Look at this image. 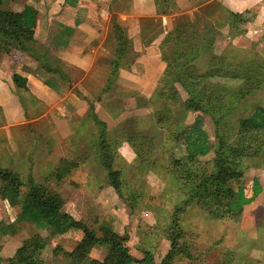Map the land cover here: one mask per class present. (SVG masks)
Instances as JSON below:
<instances>
[{
    "label": "rangeland",
    "instance_id": "374dc122",
    "mask_svg": "<svg viewBox=\"0 0 264 264\" xmlns=\"http://www.w3.org/2000/svg\"><path fill=\"white\" fill-rule=\"evenodd\" d=\"M27 1L1 0L0 8L20 9ZM33 1L39 10L38 25L42 26L43 17L45 20L47 18L44 0ZM102 1L93 0V7L89 5L85 8L81 19L94 23L91 18L97 16L100 24L110 27L114 16L119 23L126 26L127 35L132 43L133 41L138 43L140 38L142 41L154 38L163 32V29L160 30V21L156 18H142L137 15L127 17L129 2ZM103 4L108 5V11L102 10ZM211 5L203 8L192 20L189 16L180 15L175 16L172 23L175 25L181 20L188 19L197 21L193 30L200 31L206 23V18L213 12ZM219 16L223 17V13L219 12ZM68 17L70 20L73 15ZM94 24L98 26L96 22ZM230 25L229 23V37L241 32L240 27H237L239 23L236 30ZM101 29L99 28L100 31ZM112 36V34L106 36L94 56V62L86 59V65L93 63L88 74L74 64H67L65 61L63 64L58 58L59 52L54 51L48 39L45 43L43 36L35 37L37 46L39 44L49 50L48 63L52 69H57L62 74L57 72L44 75L43 71L38 73L43 74L42 80L51 79L57 86L60 97L67 93L68 104L63 102V109H56L60 105L59 102L55 105L53 103V107L45 108L40 103L41 109L37 107L38 103L27 101L25 93H21L20 100L25 119L37 120L9 128L7 130L11 134L9 139L2 138V133L0 134V147L3 144V148H0V168L18 174L23 192L28 188V180L31 177L36 183L45 184L60 193L64 200L63 210L71 215L73 220L93 229L97 235L100 236L99 226L103 223H108L114 232L127 235L126 246L135 259L142 258L144 251H150L154 259L159 261L169 247L166 233L173 207L188 199L195 183L183 170L191 169L194 173L196 167L188 163L180 166L185 163L184 161L176 165L173 161L181 159L177 158L180 157L178 155L174 156L173 150L176 144L181 143L180 141L177 143L176 138L180 132L179 127L187 121V113L159 98L156 92L152 100H145L137 92L124 87L123 81L122 83L114 81V76L111 84H107L113 69ZM218 36L219 34L214 36L212 54H202L199 59H194V53H189L188 59L174 60L175 55L191 51L193 42L190 39L187 43L186 41L172 43L168 48V55L175 69L180 71L182 67H192L196 74L218 70L214 64H217L219 57L224 58V63L228 67L222 72L232 74L226 79L214 77L209 80L226 87V106L218 112L211 109L210 112L213 114L193 112L195 117L201 116L202 129L213 146L208 155L198 158L197 165L207 174H219L215 158L222 149L220 139L226 142L224 150L231 147L245 154L252 149L251 151L256 153L255 156L254 153H247L241 157L235 173L225 170L228 168H222L220 171L225 183L230 187L240 185L239 187L248 195H251L253 178H257L261 186V192L257 196L260 202L256 199L253 204L244 206L239 219V216L237 218L229 214L215 218L212 215L215 208L211 201L203 207L197 204V199L189 200L186 210L180 214L179 224L185 232L183 240L188 242L192 257L190 259L183 257L174 264H264V146H260L258 151L256 143L241 133L239 128V121L242 118L250 116L257 107L264 108V36H260L253 46L245 49L233 47L231 42L225 43L227 41L223 39L218 40ZM103 37L105 33L92 41L93 43L85 48L86 53ZM5 43L10 44L0 41V48ZM132 49L134 47H128L126 54H132ZM4 52L3 50L0 52L1 63ZM18 62L12 63L14 72L15 65L20 64V61ZM125 63L126 60L123 62L119 60L118 68ZM22 70L26 72L23 67ZM240 70L245 72L246 76L237 74ZM247 77H252L253 81H249ZM257 78L260 79L259 84L254 82ZM245 84L254 86L252 93L237 95L239 91L242 93L245 90ZM175 86L181 99L185 100L187 95L184 89L178 83ZM18 93L16 90L15 94ZM80 106H91L92 113L89 115L87 113L89 122L86 127L75 126L74 121H70L69 118V126L74 132L69 137L62 138L60 135L62 125L55 124L52 114L57 117L62 111L73 112L81 108ZM139 108L144 109L138 111ZM48 109L52 112L44 114L47 116H41ZM93 116L98 120L115 116V119L120 121L111 126L102 120L105 124V143L110 147L107 149L110 154L109 161L112 168L121 173L117 177L118 184L116 180L109 179L108 171L103 164L101 158L103 150H100L103 127L95 123ZM3 121L0 109V126ZM140 137L146 140L144 145L141 144ZM261 137L264 138V132ZM124 141L133 148L135 157L118 155V149L126 143ZM151 152L159 156L152 160ZM247 155L252 156L248 158ZM234 158H237V155ZM61 159L74 162L76 167L63 181L55 183L48 175ZM224 205H221L220 209ZM19 211L18 205L0 199V264H24L29 257L20 250V247L34 235L47 239V244L39 256V264H69L62 251H71L74 248L82 236L81 230L73 228L69 223L57 236L49 238L46 231L36 229L32 224L22 220ZM5 230L6 234L3 235ZM112 256L113 250L110 246L97 245L90 252L91 258L100 261L109 260Z\"/></svg>",
    "mask_w": 264,
    "mask_h": 264
},
{
    "label": "trees",
    "instance_id": "16d2710c",
    "mask_svg": "<svg viewBox=\"0 0 264 264\" xmlns=\"http://www.w3.org/2000/svg\"><path fill=\"white\" fill-rule=\"evenodd\" d=\"M154 3L157 7L158 14H171L173 10L171 0H154ZM35 15L36 9L32 6H25L21 11L0 8V41L8 42L36 58L42 64L41 68L45 73L55 74L58 72L62 74L59 70L52 69L48 63L49 50L39 44L37 46L38 42L33 37ZM229 15L230 27L236 30V24L241 21L242 16L232 12H229ZM195 22L197 21L193 22L189 21V19L179 21L159 44L161 58L166 63V67L164 70L165 73L159 78L156 84L155 92L159 98L170 102L173 107L185 111L213 114L210 112L211 109L218 112V110L224 108L227 104L225 95L226 87L218 83L215 84L216 81L209 80L214 77L226 79L228 75L232 74L222 72L223 69L228 67L224 63V58L219 57L217 64H214L219 68L218 70L209 71L206 74H196L192 70V67H182L180 71L175 69L168 55V48L172 46V43H183L184 41L187 43L188 39L193 42L191 43V51H182L183 53L174 56V60L188 59L189 53H194V59H199L202 54H212L215 41L214 36L215 34H219L217 28L212 24H205L200 31L193 30L196 26ZM67 31L68 33L66 35L70 36V29H67ZM237 33H240V31ZM111 34L113 35L114 42V58L111 61L113 69L110 72L111 76H109L107 84H111V79L118 70V61L120 58L128 52V47H132V41L127 35L126 28L114 16L111 19ZM65 44L64 42L63 46ZM0 50L2 51L1 48ZM237 74L246 76L242 70ZM251 78L247 77L252 82L253 80ZM12 81L17 88L26 90V78L18 74H13ZM254 82L259 84L260 79L257 78ZM176 83L186 92L187 98L185 100L181 99L175 86ZM47 84L52 87L49 81H47ZM253 88L254 86L245 84V90L242 93L239 91L237 95H248L252 93ZM93 117L95 123L103 127L100 136V150H103L101 155L103 164L108 171L109 179L111 181L116 180L118 184L117 177L121 173L119 170L113 169L109 161L110 154L107 149L110 147L105 143V124L98 120L96 116ZM239 128L241 133L247 135L256 143L257 150L259 151L260 146H264V138L261 137L262 132H264V108L257 107L250 116L242 118L239 121ZM140 139L141 144L144 145L146 140L143 137H140ZM176 139L178 140L177 143L180 141L184 146L185 156L181 159H173L174 163L180 165L184 161L185 163L183 162L184 164L180 166H185L188 163L189 165H194L197 170L194 173L191 169L183 170L185 175L193 179L195 183L188 199H184L182 204L180 203L173 207L171 221L169 222L166 233L169 248L159 262L155 261L150 251H144L142 258L135 259L129 253L128 247L126 246L128 236L114 232L108 223H103L99 226V236L93 229L84 226L80 221L73 220L71 215L63 210L64 200L61 194L47 187L45 184L36 183L31 177L28 180V188L23 192V186L18 174L11 170L0 168V197L9 204L18 205L20 218L32 224L36 229L46 231L49 238L57 236L61 229L69 223L73 228L81 230L82 236L77 240L74 248L71 251H62L63 256L69 264H174L183 257L190 259L192 253L189 251L188 242L183 240L185 232L179 224L180 214L186 210L188 201L197 199V204L203 207L206 206L208 201H211L212 206L215 208L212 211L213 217L222 218L225 214H229L237 218L239 216L240 219L243 207L254 201L261 192V186L259 180L253 178L252 195L246 197L242 187L234 190L225 183L226 181L223 180L220 169L228 168L225 170L235 173L237 165L240 164L241 157L246 156L245 154L247 153H254L253 156H255L256 153L251 151L252 149H249L248 152L243 154V152L238 151L236 148L232 149L231 147H226L224 150L226 142L223 139H220V148L222 149L215 158V162L219 167V174H207L199 169L197 165L198 158L205 157L213 149L211 141L202 129L201 116L195 117L192 124L177 134ZM236 155L238 159L234 158ZM247 156L249 158L252 155ZM75 167L74 162L61 159L58 165L49 173L48 177L55 183L61 182L71 174V171ZM183 204L184 206L182 207ZM223 204L225 205L220 209V206ZM5 234L6 230L3 232V235ZM46 244L47 239L39 235H34L30 240H27L20 247V250L28 254L29 257L24 264H39L40 253ZM97 245L110 246L113 250L111 259L100 261L91 258L90 252Z\"/></svg>",
    "mask_w": 264,
    "mask_h": 264
},
{
    "label": "crops",
    "instance_id": "0c3cea01",
    "mask_svg": "<svg viewBox=\"0 0 264 264\" xmlns=\"http://www.w3.org/2000/svg\"><path fill=\"white\" fill-rule=\"evenodd\" d=\"M104 1L107 3L110 0H103L102 2ZM124 1L129 2V13L127 17H132L135 15L142 18L153 17L160 21V30L163 29V32L160 33L159 36L156 35L154 38L143 41L140 38L138 43H136V41L134 43L133 41L131 45L132 47H134V49H132L133 55L125 54L124 56H122L120 58V62L126 60V63L125 65H120L117 72L114 74V81H123V83H121L124 87L128 88L131 91L137 92L138 95L142 96L145 100H152L153 96L155 95L156 84L159 78L164 74L166 63L161 58L159 44L177 24L176 23L175 25H173L172 23L175 16L185 15L189 16V19L192 20L193 17H196L203 8H206V6H210L211 4H215L211 5V8L213 9L211 10L213 12L211 13V15L209 14L210 17L206 18V23L204 24H212L217 28L219 32L218 40L223 39V41H227L225 43L231 42V46L233 47L245 49L253 46L259 40L260 36H264V0H171L173 3V10L171 14L167 15L157 13V7L155 6L154 0ZM92 2L93 0H44V12L47 14V18L45 20V18L43 17L42 26L41 24L38 25L40 23V20L38 19L39 10L36 9L37 7L33 0H28L27 3H25V5H22L20 9H17L16 7H14L16 8L15 10L13 8L12 9L14 11H21L25 6H32L33 8H35L36 15L33 28V37L35 38L38 35L43 36V40L45 41V43L48 39V42L54 47V51L59 52L58 58L61 60V62L65 61V63L67 64H74L81 70H83L85 74H88L93 63L91 65H86V59L94 62V56L96 55L97 50H99L100 45L105 40L106 36H109L111 34V26L106 27L105 25L100 24L97 16L92 17L91 21H95L98 26H95V22L90 23L88 20L85 21L84 19H81L83 18V16L81 15H83V12H85V8H87L89 5L93 7ZM103 5L104 6L102 10L104 12L108 11V5ZM219 12L223 13V17L219 16ZM229 12L240 14L241 16L243 15L241 21L237 22L239 23L237 27H240L241 32L239 34L236 33L232 37L228 36L230 23ZM91 13H93V11ZM71 14L73 15V18L69 20L68 16ZM204 17L207 16L204 15ZM123 27L126 28V26L124 25ZM37 28L40 30H38ZM99 28H102L101 31L99 30ZM67 29H70V36L66 35L68 33ZM104 33L105 37H103L100 41L98 40V44H95V46L89 49V52L86 53L85 48L92 41L97 40V38H99L101 34L104 35ZM64 42L66 44L63 46ZM1 49L5 51V54H3L2 56V63L0 62V109L4 119L2 125L0 126V134L2 133V138L9 139V137H11V134H9L7 131L9 128L19 127L22 123L28 124L31 121L37 120V118L30 121H27L25 119L20 100L21 93H25L27 101L38 103L37 107L40 108V103L45 108V106L53 107V103L55 105L59 102L60 105L57 107L55 106L56 109H63L64 106L62 105V103L65 102L68 104V101L66 96L67 93L60 97V94L58 93V90L56 88L57 86L54 85L51 79L42 80L41 75H45L47 73H45V71L41 69L40 62L36 58L32 57L31 55L27 54L26 52L15 47L12 44H2ZM18 61H20V64L15 65L16 70L14 72V66L12 65V63H17ZM22 67L26 70V72L22 70ZM39 71H43V74L41 73L40 75L38 73ZM13 74H18L26 78L27 88L25 91L23 89L17 88L14 85L12 81ZM47 81L51 83L52 87L48 86ZM16 90L19 91L18 94H15ZM48 103L50 104L49 106ZM80 107L81 108H77L73 112H69L67 110L62 111L61 113H59L60 115H57V117L52 114L55 124L59 123L60 125H62V127L60 128V135L62 136V138H67L74 132L69 126V118L71 119L70 121H74V123L76 124L75 126L86 127L87 123L89 122L88 115L90 114V112L92 113L91 106H83L84 108L82 106ZM143 109L144 108H139L138 111H141ZM51 112V109L45 110L41 116H47L44 114H49ZM185 112L187 113V121L183 122L181 127H179L180 132H182L190 124H192L195 119V115L193 112ZM115 118V116H108L103 117L100 121L103 120V122L111 124L112 126L113 124H117L120 122L119 119ZM0 148H3V144ZM132 149L133 148L127 142L123 143L122 146L118 149V155L126 156L129 158L133 157L134 155ZM173 153L176 157L177 155L180 156L177 158H183L185 156L184 146L181 143L179 145L176 144ZM150 156L153 160L158 157L159 154L157 156L156 154L151 152ZM236 185L237 186L232 187L234 190H236L240 186L238 184ZM250 192L252 195L251 187ZM244 194L246 197L251 196L246 193ZM0 199L3 200L1 197ZM256 199L257 197L254 200L256 201ZM257 200V202H260V199ZM253 202L251 204H253Z\"/></svg>",
    "mask_w": 264,
    "mask_h": 264
}]
</instances>
